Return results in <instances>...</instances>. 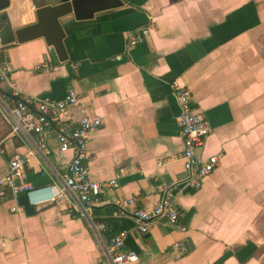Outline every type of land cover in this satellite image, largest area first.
I'll return each mask as SVG.
<instances>
[{"label": "crops", "instance_id": "crops-1", "mask_svg": "<svg viewBox=\"0 0 264 264\" xmlns=\"http://www.w3.org/2000/svg\"><path fill=\"white\" fill-rule=\"evenodd\" d=\"M10 1L13 27L34 23L37 7L56 2ZM121 1L105 9L97 1L92 18L62 20L67 61L52 59L44 37L0 42L1 59L25 95L61 99L75 88L79 102L62 114L68 128L82 106L102 119L90 135V177L107 181L123 173L117 189L103 190L93 215L107 224L108 238L124 233V249L139 255L133 264H264V0ZM143 26L146 41L130 46V31ZM45 61L52 71L36 69ZM175 83L191 90L193 108L212 127L199 157H221L200 188L177 195L185 231L160 218L141 232L130 213L152 209L161 183L184 175ZM10 132L0 115V177L19 152L28 156V181L53 182L33 146ZM44 137L49 158L65 172L72 151L60 150L54 126ZM129 198L134 203H122ZM35 210L28 215L11 194L0 202V264H101L83 216L64 203ZM178 241L187 246L183 254Z\"/></svg>", "mask_w": 264, "mask_h": 264}, {"label": "built area", "instance_id": "built-area-1", "mask_svg": "<svg viewBox=\"0 0 264 264\" xmlns=\"http://www.w3.org/2000/svg\"><path fill=\"white\" fill-rule=\"evenodd\" d=\"M148 34L149 28L145 26L130 31L129 45L146 41ZM117 58L121 59V56ZM36 69L48 72L54 66L45 61L37 64ZM173 86L180 108L176 121L184 143L181 155L184 175L161 183L162 198L152 209H135L130 213L141 232L148 231L150 222L160 218L185 231L186 227L179 223L177 195L186 188H200L204 178L216 168L221 157V154L211 155L206 160L199 157L198 150L204 146L212 127L204 114L193 108L191 90L178 83ZM78 102L79 95L73 87L61 99L49 96L34 98L23 94L12 78L9 63L3 61L0 55V115L11 128L10 135L19 136L30 143L54 178L48 185H33L25 177L28 156L15 152L9 161L7 173L0 177V202L11 194L15 200L21 195L26 196L28 204L35 209L48 204L64 203L71 212L83 216L89 223L102 255L101 264L136 263L139 260L138 253L124 249V233L108 238L105 235L107 224L97 221L93 215V209L100 202L103 190L117 189L120 186L119 177L123 170L107 181L91 179L88 145L91 133L101 127L102 119L90 116L87 107L82 106L77 124L72 128L65 126L62 114ZM51 126L56 129L60 150L72 151V159L65 172L58 169L47 153L44 134ZM2 144L0 142V153L4 152ZM158 164L161 165L162 161ZM134 201V198H129L122 203L132 204ZM174 247L181 254L187 251L183 241L175 242Z\"/></svg>", "mask_w": 264, "mask_h": 264}, {"label": "water", "instance_id": "water-1", "mask_svg": "<svg viewBox=\"0 0 264 264\" xmlns=\"http://www.w3.org/2000/svg\"><path fill=\"white\" fill-rule=\"evenodd\" d=\"M97 1L104 2L105 8L121 6V0H56L54 4L37 7L35 9L36 21L26 25L13 27L8 8L10 0H0V42L3 46H9L15 42L23 43L37 37H44L51 48L50 55L55 62L67 61L68 51L65 45L66 31L62 20L73 15L76 19L92 18L99 9L93 7ZM19 203L24 206L28 215L36 212L35 208L28 204L24 195L19 197Z\"/></svg>", "mask_w": 264, "mask_h": 264}]
</instances>
